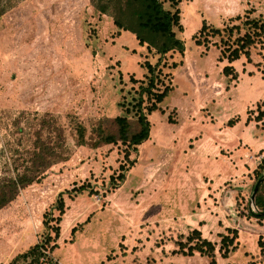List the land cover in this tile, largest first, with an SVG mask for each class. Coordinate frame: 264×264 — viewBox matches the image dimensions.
<instances>
[{
	"label": "rangeland",
	"instance_id": "1",
	"mask_svg": "<svg viewBox=\"0 0 264 264\" xmlns=\"http://www.w3.org/2000/svg\"><path fill=\"white\" fill-rule=\"evenodd\" d=\"M4 1L0 176L16 171L14 164L5 162L15 151H24L28 142L14 124L21 112L59 116L66 127L69 158L0 210V264H9L47 236L44 220L53 218L49 224H55L59 198L65 205L52 251L54 264H209L198 252H178L176 242L197 229L218 248L225 218L230 219L221 206L222 191L235 189L238 215L243 209L237 199L243 204L244 198L249 200L257 182L252 173L247 178L238 158L237 165L236 159L213 165L217 152L221 159L228 153L218 145L224 141L217 138L213 144L205 139L220 131L233 140L240 129L241 135L256 138L261 130L264 135V117L254 119L257 104L264 110V50L252 47L251 62L244 57L234 61L236 78H231L222 73L226 61H217L219 50L195 45L193 35L204 20L220 28L239 23L236 17L241 19L250 9L251 16L264 18V0L181 1L183 31L178 36L185 51L167 54L159 63L163 83L171 90L158 110L147 114L149 139L131 152V164L123 160L121 144L75 146L66 114L76 115L88 128L98 117L122 114L120 103H128L140 84L129 77L143 80L147 71L142 63L155 64L158 55L128 31L117 35L111 17L96 11L89 0ZM21 124L28 131L25 121ZM172 138L173 144L168 142ZM231 144L234 153L237 142ZM124 162V179L112 181ZM244 178L248 180L242 182ZM79 186L84 188L72 191ZM263 188L264 181L258 190ZM245 246L258 250L256 244ZM216 255L218 264H225ZM238 256H232L233 264L241 263Z\"/></svg>",
	"mask_w": 264,
	"mask_h": 264
},
{
	"label": "trees",
	"instance_id": "2",
	"mask_svg": "<svg viewBox=\"0 0 264 264\" xmlns=\"http://www.w3.org/2000/svg\"><path fill=\"white\" fill-rule=\"evenodd\" d=\"M182 0H89L90 5L99 13L111 17L117 28L116 34L120 31L132 33L138 43L145 46L147 51L158 55L155 64L148 60L142 63L147 73L143 80H136L132 75L129 80L133 83L139 81L138 89L128 103H120L123 109L122 114L117 116H101L93 120L89 128L74 114H66L67 125L70 128L75 146L99 148L105 145L121 144L123 148V160L132 163L131 152L147 140L150 134V124L147 114L158 110V104L163 101L171 90V87L164 85L161 78L159 63L167 54L178 52L183 54L185 45L178 34L183 31L181 22L180 3ZM7 5L0 0V17L5 13ZM252 10L244 13L241 19L237 16L239 23L225 24L222 27H214L202 21L200 28L193 35L195 45H210L218 50L217 61H226L222 67L225 76L236 78L232 63L244 57L251 62L250 50L252 47L260 46L264 50V18L262 16H251ZM216 38V40H212ZM182 62H172L170 68H176ZM165 64V62H164ZM161 85L163 89H160ZM149 104L145 105V102ZM257 115L255 120L259 121L264 117V110L257 104ZM28 115V116H26ZM26 117V118H25ZM238 118L229 120L228 124L233 125ZM22 121H25L24 130ZM18 131L26 137V145L23 150L15 151V155L9 157L5 162L7 165L14 164L16 171L12 174L5 173L0 176V210L8 206L18 196L20 190L28 187L34 182L41 180L46 172L55 164L68 160L69 149L67 146L66 127L61 123L59 116L51 113L21 112L14 120ZM18 154V156H17ZM125 162L119 165V173L111 176L112 181L124 179L123 171L126 170ZM264 168V157L252 172L256 182ZM19 169V171H18ZM254 182V183H255ZM83 186L74 187L72 191L83 189ZM237 206L243 209L241 216L251 224H262L264 221V188L256 192L254 202L258 212L249 209L248 201L244 198L237 199ZM64 200L58 199L59 215L54 219L55 224L50 226L53 218H45L48 234L41 241L36 242L26 251L17 254L9 264H54L52 251L57 247L54 242L60 233L59 222L64 212ZM241 212V211H240ZM50 231L53 233L51 236ZM225 233L219 234V246L216 243L202 237L197 229H191L185 241L179 239L178 252L183 255H193L198 252L209 259V264H217L216 249L220 257L227 258L238 248V229L235 227L226 228ZM51 242H53L51 244ZM259 254L264 256V238L258 235L256 241ZM186 248V249H185ZM249 264H254L251 262Z\"/></svg>",
	"mask_w": 264,
	"mask_h": 264
},
{
	"label": "crops",
	"instance_id": "3",
	"mask_svg": "<svg viewBox=\"0 0 264 264\" xmlns=\"http://www.w3.org/2000/svg\"><path fill=\"white\" fill-rule=\"evenodd\" d=\"M185 61H186V59H185ZM250 126H251V124H250ZM251 127H253V126H251ZM254 128H257V127L254 126ZM219 132L220 131H215V134L217 135V137L215 135H211L207 139H205V141H211L214 144V142H217V138H219L221 141H224L221 144L218 143V145H220L219 147H221V149L227 151L228 154L223 156V158L221 159V156L219 154L220 152L219 153L217 152L215 155H218V156L217 157H215V156L213 157L214 159H213V163L212 164L216 165L215 162H218V164L222 163L221 161L224 160V159H228V160H226V162H228L229 159H231V160L236 159V160H234V162L236 163V161H239L241 159L240 162L242 161L243 164H245L243 166L244 167L243 172H247L248 174L246 176H247V178H250L252 171L256 168V166L260 163L261 159L264 157V151H263V149H264V135H263L262 130L260 131V135H258L256 138H254L253 136H251V134H246V135L242 134L241 135L242 129H240L234 135V137H236V139H233V140H232V137L231 138H229V137L227 138L226 136H223L224 134H222V135L219 134ZM175 139H176V137H175ZM230 139H231V141H230ZM172 141H174V138L168 140L169 143L173 144ZM240 141H241V144H240ZM144 142H142V143H144ZM236 142H237V144H236ZM231 143H234V144L237 145V146L234 147L235 148L234 153L232 151L233 150V146H232L233 144H231ZM166 144H167V142H166ZM213 151H215V150H213ZM253 152L257 153V155H253ZM244 157H246L247 159H245ZM237 164L238 163H236V165ZM228 165H229V163L227 164V166ZM225 171H228V170H225ZM243 176H244V174H243ZM246 180H248V179L244 178L243 181L242 180H240V181L246 182ZM247 184H248V182L247 183H243V185H247ZM227 185H229V184H227ZM222 193H224V190L222 191ZM242 193H243V196H245L244 192H242ZM219 194L222 196L221 193H219ZM246 200H247V198H246ZM221 206H222V208L224 210V207H223V204H222V197H221ZM239 216L243 219V217L241 215H239ZM226 221H227V224H224V226H223L225 228V230H226V228H229V227L237 228L233 224L231 218L230 219L225 218V222ZM255 225H259V226L264 227V221H263L262 224H255ZM237 229L239 231L238 232L239 245H238L237 250L235 252L230 253L227 258L220 257L221 260L224 261L225 264H233L234 261L231 260L232 256L235 255L237 252H239L240 256H241V257L238 256L240 258V262H241L240 264H247V263H251V262H254V264H264V256H261L259 254L258 247H257L258 250H255V249L252 250L250 247L247 248L245 246V242H247V243L251 244V246L253 248L254 244H256L258 235H262L263 238H264V233L258 234V233L242 230L240 228H237ZM225 232L226 231H222V233H225ZM218 233H221V232H220V230L217 229V234ZM216 253H217V251H216ZM218 260H217V255H216L217 264H218Z\"/></svg>",
	"mask_w": 264,
	"mask_h": 264
},
{
	"label": "water",
	"instance_id": "4",
	"mask_svg": "<svg viewBox=\"0 0 264 264\" xmlns=\"http://www.w3.org/2000/svg\"><path fill=\"white\" fill-rule=\"evenodd\" d=\"M263 181H264V168L256 184L254 185L253 190L249 197V209H252L253 211L258 212V213L259 211L255 206L254 198H255V194L258 188L260 189L262 188ZM234 192H235V189L229 188L224 191L223 196H222V204H223L224 210L226 211L227 215L231 218L233 224L237 228H240L242 230H246V231H250V232H254L258 234L264 233V227L248 223L238 215V212L235 209V204L233 201ZM261 213H264V212H261Z\"/></svg>",
	"mask_w": 264,
	"mask_h": 264
},
{
	"label": "built area",
	"instance_id": "5",
	"mask_svg": "<svg viewBox=\"0 0 264 264\" xmlns=\"http://www.w3.org/2000/svg\"><path fill=\"white\" fill-rule=\"evenodd\" d=\"M246 201H248V206H249V200L247 199ZM252 210V209H251ZM240 209L237 210V212L239 213ZM253 211V210H252Z\"/></svg>",
	"mask_w": 264,
	"mask_h": 264
}]
</instances>
